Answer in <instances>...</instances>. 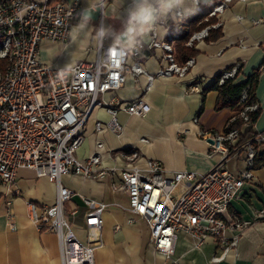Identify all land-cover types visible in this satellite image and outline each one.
Segmentation results:
<instances>
[{
	"label": "built area",
	"instance_id": "built-area-1",
	"mask_svg": "<svg viewBox=\"0 0 264 264\" xmlns=\"http://www.w3.org/2000/svg\"><path fill=\"white\" fill-rule=\"evenodd\" d=\"M233 0H214L208 18L215 17L214 24L193 31L189 17L182 22L184 11H173L175 21L168 24L160 15V0H155L154 19L148 29L150 39L131 47L108 46L100 48L94 61H80L71 67L44 63L40 58L44 41L66 42L71 35L74 20L82 15L79 0H0V184L15 186L18 172L23 168L35 169L37 176L55 183L58 194L52 203L28 202V217L40 231L58 236L62 264H95V251L103 245L104 213L108 204L92 197L75 193L64 186V175L76 174L86 179H111L113 192H123L128 206H120L134 224V215L144 219L150 230V243L167 259L174 257L175 242L179 232L193 237L197 246L213 238L221 250L214 262L224 259L227 252L237 246L240 235L249 222L232 215L230 206L239 198L247 182L254 180L253 166L256 146L264 144V133H256L250 121V112L259 104L246 105L241 112L244 124L224 132H201L212 139L209 156L220 158L206 174L190 170L172 172L171 176L158 160L144 158L136 150L119 154L109 150L114 162L105 166L101 150L85 160L77 152L85 141V126L96 108L106 110L110 116L104 123L96 120V129L105 127L120 134L123 126L118 120L121 111L131 116H144L148 105L143 97L126 103L116 98L106 100L109 92L121 89L128 76L137 78L146 74L149 90L156 77L186 79L194 58L185 64L176 63L175 37L189 36L188 44L204 40L211 28H221V16ZM246 1V0H238ZM264 2V0H260ZM103 2V0H102ZM104 10V3L101 5ZM202 5L198 12H203ZM129 21L130 11H122ZM158 26H165V38L158 35ZM160 49L166 65L156 74L148 73L142 61L149 52ZM241 67L237 63L225 71L220 83L234 78ZM199 88V80H195ZM241 100H247L244 91ZM198 123L199 117L194 116ZM253 136L242 141L246 131ZM240 152L246 154L244 170L233 172L228 167L230 157ZM124 160L123 164H119ZM144 161V164H141ZM78 195L85 206L83 213L86 241H81L67 215L66 205ZM9 226L16 230L13 212L8 210ZM77 210L72 212L75 215ZM120 226H116L119 229Z\"/></svg>",
	"mask_w": 264,
	"mask_h": 264
},
{
	"label": "crops",
	"instance_id": "crops-1",
	"mask_svg": "<svg viewBox=\"0 0 264 264\" xmlns=\"http://www.w3.org/2000/svg\"><path fill=\"white\" fill-rule=\"evenodd\" d=\"M79 2L82 15L74 20L69 40L61 43L44 41L41 44L40 58L44 63L71 67L83 60L94 61L100 48L131 47L150 39L148 26L134 39L127 35L128 21L122 11H134L139 0ZM154 2L149 0L152 6ZM213 2L202 0L201 5L212 8ZM102 3L103 12L100 8ZM189 7L190 3H185L168 13L160 11L156 18L171 25L175 21L173 11L181 8L185 12ZM221 22L220 38L195 42L197 54L186 79L156 77L147 90L146 74L137 78L128 76L121 89L107 93L104 96L106 100L116 98L123 104L143 97L148 111L144 116H131L121 111L118 120L123 130L117 134L106 127L99 131L96 129V120L106 123L110 118L106 110L96 108L85 126V141L77 157L87 159L97 150V143L102 142L104 147L99 152L105 166L114 164L109 150L118 154L136 150L144 158L160 161L170 176L172 172L181 170L206 174L220 156H209V142L201 132H224L238 112L231 108L217 110L218 91L204 94V89L217 74L237 63L243 65L235 79L237 84L243 83L247 76L261 67L256 89L261 113L253 131L264 133V2L233 0L222 14ZM100 31L104 32L103 36L99 35ZM165 32V26H158L161 40L165 38ZM173 46L176 63L185 64L176 58L175 42ZM166 64L160 49L149 52L142 61L143 68L151 74H156ZM195 80H199L198 89L194 87L197 84ZM194 116L199 117L198 123L193 122ZM257 150L263 151L264 144ZM245 159V152L233 155L228 167L233 172L244 170L247 167ZM123 163L124 160L119 161V164ZM253 174L254 180L246 183L241 196L230 206L232 215L249 222L244 230L238 232L237 246L231 248L223 260L214 262V255H220L221 250L213 238H207L203 245L197 246L192 236L179 232L172 258L177 264H264V168L253 169ZM110 181L109 177L94 180L76 174L64 175L61 181L75 193L109 205L103 216V245L95 251V264H174L173 260L154 249L150 243L149 226L144 219L134 215L135 223L128 224L130 214L118 206L127 207L128 197L123 192H113ZM57 194V185L46 177L37 176L33 168L20 169L15 186L11 188L0 184V264H62L58 236L40 231L27 213L28 202L52 203ZM66 209L78 238L85 242L84 203L76 195L67 203ZM8 210L13 212L16 230L9 226ZM74 210L77 213L72 215ZM116 226L120 228L116 229Z\"/></svg>",
	"mask_w": 264,
	"mask_h": 264
},
{
	"label": "trees",
	"instance_id": "trees-1",
	"mask_svg": "<svg viewBox=\"0 0 264 264\" xmlns=\"http://www.w3.org/2000/svg\"><path fill=\"white\" fill-rule=\"evenodd\" d=\"M203 9V12H197L189 18L193 31H199L208 25L214 24L217 20L215 17L206 19L211 10L210 6L204 7ZM221 30L222 28H211L208 37L204 40L212 41L220 38L222 35ZM189 36L190 35L187 34H179L175 37L176 58L180 63H186L190 58L195 57L197 54L195 43L193 45L188 44ZM234 65L217 74L212 83L204 89V94L211 90L218 91V98L216 102L217 110L231 108L233 111L238 112V115L234 118V120L229 122L226 130L241 127L244 124V119L240 115L242 110L246 105H251L258 101L256 98V89L259 83L261 67L255 69L249 76H247V79L243 83L237 84L235 83V79L242 70L243 65L241 64V67L238 69L234 78L226 79L223 83H220L224 72L231 70ZM244 91L247 92V100L243 102L241 98ZM260 113L261 107H259L257 111L249 113L252 126L258 120ZM251 136H253V132L251 129H248L246 131V136L243 137L242 141L247 140ZM257 148L258 146H256L253 169L264 168V150L258 151Z\"/></svg>",
	"mask_w": 264,
	"mask_h": 264
},
{
	"label": "clouds",
	"instance_id": "clouds-1",
	"mask_svg": "<svg viewBox=\"0 0 264 264\" xmlns=\"http://www.w3.org/2000/svg\"><path fill=\"white\" fill-rule=\"evenodd\" d=\"M185 3H190V7L180 15V22L188 16L197 13L200 10L202 0H160V11L168 13ZM155 11L156 10L149 3V0H139L135 10L130 13L128 21L127 35L130 39H134L136 34H142L147 30V26L150 25L154 19ZM99 35L103 36L104 32L100 31Z\"/></svg>",
	"mask_w": 264,
	"mask_h": 264
},
{
	"label": "water",
	"instance_id": "water-1",
	"mask_svg": "<svg viewBox=\"0 0 264 264\" xmlns=\"http://www.w3.org/2000/svg\"><path fill=\"white\" fill-rule=\"evenodd\" d=\"M208 142L213 143V140L212 139H209Z\"/></svg>",
	"mask_w": 264,
	"mask_h": 264
},
{
	"label": "rangeland",
	"instance_id": "rangeland-1",
	"mask_svg": "<svg viewBox=\"0 0 264 264\" xmlns=\"http://www.w3.org/2000/svg\"><path fill=\"white\" fill-rule=\"evenodd\" d=\"M229 166H230V164H229ZM231 167V166H230Z\"/></svg>",
	"mask_w": 264,
	"mask_h": 264
}]
</instances>
